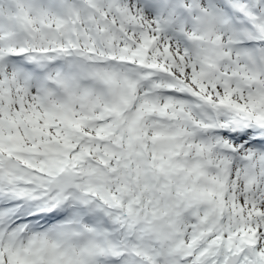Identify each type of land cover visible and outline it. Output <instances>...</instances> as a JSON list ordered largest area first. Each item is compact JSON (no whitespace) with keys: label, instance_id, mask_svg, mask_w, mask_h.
I'll list each match as a JSON object with an SVG mask.
<instances>
[{"label":"snow or ice","instance_id":"6c2138e0","mask_svg":"<svg viewBox=\"0 0 264 264\" xmlns=\"http://www.w3.org/2000/svg\"><path fill=\"white\" fill-rule=\"evenodd\" d=\"M0 264H264V0H0Z\"/></svg>","mask_w":264,"mask_h":264}]
</instances>
